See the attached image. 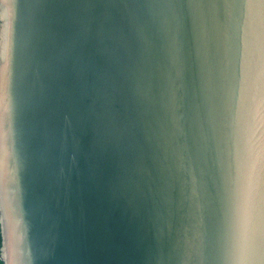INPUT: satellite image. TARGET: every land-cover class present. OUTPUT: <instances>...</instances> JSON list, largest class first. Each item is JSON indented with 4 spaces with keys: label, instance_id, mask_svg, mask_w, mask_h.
I'll use <instances>...</instances> for the list:
<instances>
[{
    "label": "water",
    "instance_id": "1",
    "mask_svg": "<svg viewBox=\"0 0 264 264\" xmlns=\"http://www.w3.org/2000/svg\"><path fill=\"white\" fill-rule=\"evenodd\" d=\"M2 264H264V0H0Z\"/></svg>",
    "mask_w": 264,
    "mask_h": 264
},
{
    "label": "trees",
    "instance_id": "2",
    "mask_svg": "<svg viewBox=\"0 0 264 264\" xmlns=\"http://www.w3.org/2000/svg\"><path fill=\"white\" fill-rule=\"evenodd\" d=\"M0 247H1V236H0ZM0 264H2L1 260H0Z\"/></svg>",
    "mask_w": 264,
    "mask_h": 264
}]
</instances>
